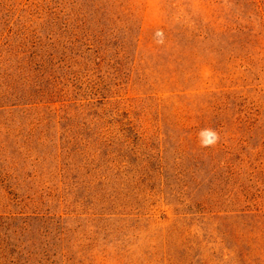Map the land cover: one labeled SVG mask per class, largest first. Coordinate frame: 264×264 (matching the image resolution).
<instances>
[{
	"label": "rangeland",
	"instance_id": "1",
	"mask_svg": "<svg viewBox=\"0 0 264 264\" xmlns=\"http://www.w3.org/2000/svg\"><path fill=\"white\" fill-rule=\"evenodd\" d=\"M0 264H264V0H0Z\"/></svg>",
	"mask_w": 264,
	"mask_h": 264
},
{
	"label": "trees",
	"instance_id": "2",
	"mask_svg": "<svg viewBox=\"0 0 264 264\" xmlns=\"http://www.w3.org/2000/svg\"><path fill=\"white\" fill-rule=\"evenodd\" d=\"M200 3V0H198ZM199 12V11H198ZM181 32L190 40H200L205 35L204 23L200 19L193 18L189 13L178 15Z\"/></svg>",
	"mask_w": 264,
	"mask_h": 264
},
{
	"label": "clouds",
	"instance_id": "3",
	"mask_svg": "<svg viewBox=\"0 0 264 264\" xmlns=\"http://www.w3.org/2000/svg\"><path fill=\"white\" fill-rule=\"evenodd\" d=\"M201 136V143L203 146H211L213 145L218 139V134L211 129H205L200 133Z\"/></svg>",
	"mask_w": 264,
	"mask_h": 264
}]
</instances>
